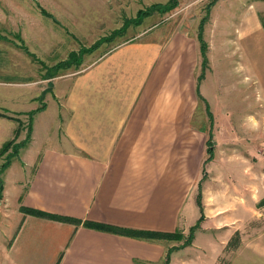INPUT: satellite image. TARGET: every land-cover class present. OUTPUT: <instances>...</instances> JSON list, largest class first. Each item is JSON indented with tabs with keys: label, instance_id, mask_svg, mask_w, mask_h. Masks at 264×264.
<instances>
[{
	"label": "crops",
	"instance_id": "1",
	"mask_svg": "<svg viewBox=\"0 0 264 264\" xmlns=\"http://www.w3.org/2000/svg\"><path fill=\"white\" fill-rule=\"evenodd\" d=\"M91 1L85 0V37L100 38L107 20H118L123 12L117 0ZM183 1L174 13L186 16L177 25L154 23L135 38L92 53L79 70L49 81L44 76L0 80L1 113L25 122L27 116L20 114L27 113L8 105L14 104L15 91L27 96L33 111L46 106L34 117L31 142L5 170L0 264H163L169 250L179 247L176 242L110 233L92 225L185 234L192 227L187 225L188 208L198 207L197 193L190 199V192H212L203 167L207 135L215 125L210 121V130L203 127L210 116L207 108L206 115L202 111L207 99L198 81L199 21L187 20L192 1ZM229 1L228 15L237 21L234 39L226 41L230 51L245 60L246 78L264 99V0ZM93 2L102 4L92 6ZM220 3L212 8L204 30L209 46L206 79L213 72L212 31ZM109 6L113 8L106 11ZM89 8L92 14H87ZM38 119L43 137L37 145ZM16 124L0 116V151L15 139ZM21 140L25 138L18 136L17 142ZM23 209L81 223L38 217ZM208 229L202 225L196 235L205 237ZM206 241L213 262L197 242L173 250L169 264H193L186 261L192 248L199 251L195 258L201 264H219L227 240L219 242V248L212 238ZM251 247L249 239L241 237L231 264L264 260L263 248Z\"/></svg>",
	"mask_w": 264,
	"mask_h": 264
},
{
	"label": "rangeland",
	"instance_id": "2",
	"mask_svg": "<svg viewBox=\"0 0 264 264\" xmlns=\"http://www.w3.org/2000/svg\"><path fill=\"white\" fill-rule=\"evenodd\" d=\"M188 1L192 2L186 8L189 15L187 20L189 18L196 24L199 21L200 27L202 19L207 16V6L212 0ZM117 2L123 14L118 20H110L111 22L107 20L105 36L99 38L97 36L85 37V0H0V80L29 81V77L40 80L44 76V79L49 81L50 79H46L45 76L52 74L51 68L55 67L61 58L67 60L71 53L79 56L83 48H92L97 42L113 36L114 32L123 30L124 35L115 38L112 42H104L94 52L108 51L119 43L135 38L142 30L154 23L171 22L177 25L181 17L186 16V13H181V15L174 13L179 8V3L174 11L166 14L154 13L143 19L140 25L135 26L132 22L138 19L139 12L148 10L156 4H166L168 0H117ZM230 2L221 0V8L216 11L217 22L213 26V41L211 42L213 72L206 79L208 68L204 77L206 82L204 79L200 82L207 99V101L203 99L202 111L206 115L205 109L207 108L214 114L212 118L206 115L207 121L203 122L206 131L210 130L211 122L214 121L215 125L208 132L209 135L213 134L214 160L203 167V171L207 172L205 179L212 192H190V199H194L195 193L197 195L202 193V209L188 208L187 218L189 227L199 224L196 233L201 230L202 225L209 228V235H204L205 237L195 233L190 245L198 242L201 247H204L208 262H213V255L208 248L210 242L204 243V238H212L214 242L211 243L218 248L219 242L227 240L224 247L226 252L219 259V264H231L232 257H235V248L239 245L241 237L249 239V244L253 245L251 251L259 246L264 251V99L250 86L253 80L246 78L249 74L245 60L237 52L232 53L230 43L226 41L228 37L234 39L237 21L228 15L232 6ZM100 4L102 2L99 4L93 2L92 6ZM232 4L235 7L238 6L237 2ZM111 7L113 8V6L106 7V11ZM41 11H45L46 14ZM87 14H92L91 8L87 10ZM172 15L174 16L171 17ZM209 18L210 16L208 21ZM129 21L131 25L126 26ZM17 34L20 35L27 50L21 48L25 47L22 46L21 41L14 44L3 38L4 35L17 42V37H14ZM89 55L91 54L81 56L83 60L80 66L73 65L67 70L59 71L57 75L65 71L79 70ZM41 62H44L45 67ZM26 97L15 91L13 93L14 104L8 102L9 107L15 109L14 111L22 109L21 111L27 113H14L27 116L25 122L19 119L21 124L15 121L18 124L14 133L15 138L19 136L26 139L29 134V114L33 112L31 109L34 106L29 104ZM38 104L37 102L35 105ZM34 117L31 121L32 135ZM38 128L39 119L35 122L37 145L43 137L42 127L40 126L39 130ZM23 149L25 148L20 149L19 155ZM205 158H208V154ZM3 163L4 158H1L0 186L3 185L4 188L6 169L2 168ZM202 214L204 218L200 221ZM222 225L223 229H214L215 226ZM192 227L186 231V235L184 234L187 241L190 239L188 235ZM180 243L183 244V242L175 244L181 246ZM255 243L257 245H254ZM196 252L199 251L195 248L188 251L186 261L201 264L195 258ZM235 264H243V262L237 261ZM252 264H264V260Z\"/></svg>",
	"mask_w": 264,
	"mask_h": 264
},
{
	"label": "trees",
	"instance_id": "3",
	"mask_svg": "<svg viewBox=\"0 0 264 264\" xmlns=\"http://www.w3.org/2000/svg\"><path fill=\"white\" fill-rule=\"evenodd\" d=\"M180 1L181 0H169L166 4L153 5L148 10L139 12L138 19H135L132 23L135 26H138L143 22V19H146V18L152 16L154 13L166 14V13L172 12L175 10V8L178 7ZM217 2H218V0H212L208 4L207 16L202 19L200 27H199L198 41L200 43V50H201V57H202L201 74L198 77L199 83L201 82L202 79H204L206 71L209 68V61H208V57H207L208 45H207L206 41L204 40V26H205L206 22L208 21V17L210 16L211 9L216 5ZM41 12L43 14H46L45 11H41ZM129 24L131 25V21L127 22L126 26H128ZM123 35H124L123 30L114 32L113 36H111L110 38H104L103 40L97 42L94 46H92V48H83L81 50L79 56L75 53H71L69 56V59L62 61V62H59L58 64H56L55 67L51 68L50 72L52 74L50 76H45L46 79L55 78L57 76V74L59 73V71L67 70V69L71 68V66H73V65L80 66L82 64V60H83L81 58L82 55L92 54L94 51L98 50L104 42H112L115 38L123 37ZM14 37H17V39H18L17 42L15 40L9 39L3 35V38L6 39L8 42L15 44V43H20V41H21L22 46H25V47H21V48L26 49V50L28 49L26 47V45L24 44V42L20 39L19 34H17ZM41 63L43 64V67H45L44 62H41ZM46 69H48V68H46ZM45 108H46V106L44 104H42L36 111H33L29 114V119H30V125H29V129H28L29 134L24 141L17 142V137H16L14 140L5 144L3 146V148L1 149L0 160H1V158H4V163L2 164V168L4 170L5 169L7 170L8 167L11 166L13 161L19 156L20 149L26 148L29 145V143L31 142V135H32L31 121L37 113L42 112ZM207 110H208V115L210 116V118H212L213 115L210 113L209 109H207ZM6 113L0 112V116L12 119V120L17 121L21 124V121L18 118L11 117V116L7 115ZM207 154H208V158L206 159L205 164L214 160V143H213V134L212 133H210L209 139L207 141ZM203 173H204L203 175H204V179H205L207 172L203 171ZM3 190H4L3 185H1L0 186V202L3 199ZM201 201H202V193H200L197 196V205L199 208H201V206H202ZM23 210L26 213H29L31 215L38 216V217L54 219V220H58V221H62V222H71V223H76L78 225L81 223L79 221L68 219V218L47 215V214H44L43 212L36 211V210H25V209H23ZM203 218H204V214H202L200 221H202ZM85 227H88V224L85 223ZM198 227H199V224H197L196 226H193L190 229L189 235H188L189 236L188 238H190V239L187 241V240H185V238H186L185 235L181 231H178V230L175 233H156V232H144V231H133V230L129 231V230L118 229V228H114V227H110V226L92 225L93 229H99V230H103V231L115 233V234H125L126 236L130 235L133 237H147V238L153 239V240H167V241L183 242V244L181 246L174 248V249L172 248L171 250H169L166 261L163 264H169L170 263V253H172L173 250L183 249V248L190 246L192 244L193 238L195 236V233H196V230L198 229Z\"/></svg>",
	"mask_w": 264,
	"mask_h": 264
}]
</instances>
